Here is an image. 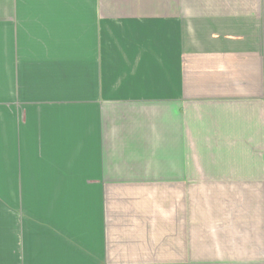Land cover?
<instances>
[{
  "label": "crops",
  "instance_id": "crops-1",
  "mask_svg": "<svg viewBox=\"0 0 264 264\" xmlns=\"http://www.w3.org/2000/svg\"><path fill=\"white\" fill-rule=\"evenodd\" d=\"M0 264H264V0H0Z\"/></svg>",
  "mask_w": 264,
  "mask_h": 264
}]
</instances>
